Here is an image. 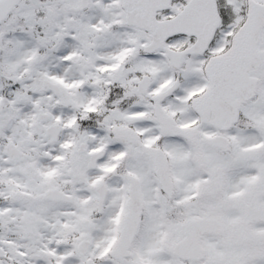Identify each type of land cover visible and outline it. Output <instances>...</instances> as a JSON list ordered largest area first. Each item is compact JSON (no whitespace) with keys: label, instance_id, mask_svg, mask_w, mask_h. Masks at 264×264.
<instances>
[{"label":"snow or ice","instance_id":"obj_1","mask_svg":"<svg viewBox=\"0 0 264 264\" xmlns=\"http://www.w3.org/2000/svg\"><path fill=\"white\" fill-rule=\"evenodd\" d=\"M0 264H264V0H0Z\"/></svg>","mask_w":264,"mask_h":264}]
</instances>
